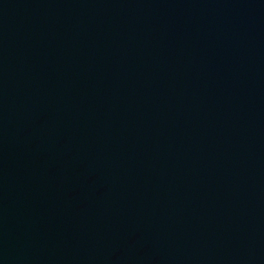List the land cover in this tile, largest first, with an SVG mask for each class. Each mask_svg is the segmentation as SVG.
Instances as JSON below:
<instances>
[{"label":"water","instance_id":"95a60500","mask_svg":"<svg viewBox=\"0 0 264 264\" xmlns=\"http://www.w3.org/2000/svg\"><path fill=\"white\" fill-rule=\"evenodd\" d=\"M0 264H264V0H0Z\"/></svg>","mask_w":264,"mask_h":264}]
</instances>
